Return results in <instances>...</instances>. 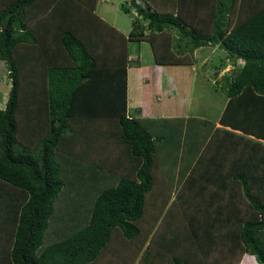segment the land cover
<instances>
[{
  "label": "trees",
  "instance_id": "1",
  "mask_svg": "<svg viewBox=\"0 0 264 264\" xmlns=\"http://www.w3.org/2000/svg\"><path fill=\"white\" fill-rule=\"evenodd\" d=\"M175 1L170 11L125 2L136 9L126 36L97 0H0L12 83L0 106V264H264V0ZM141 41L161 65L194 64L206 45L225 51L221 126L129 113L128 44ZM183 136L171 202L157 153ZM76 165L104 182L87 215L79 199L64 219L56 200L66 207L67 185L86 178Z\"/></svg>",
  "mask_w": 264,
  "mask_h": 264
},
{
  "label": "rangeland",
  "instance_id": "2",
  "mask_svg": "<svg viewBox=\"0 0 264 264\" xmlns=\"http://www.w3.org/2000/svg\"><path fill=\"white\" fill-rule=\"evenodd\" d=\"M122 2H124V0H111L109 4L114 6L116 4V7L112 8V10L107 14L111 15L110 17L113 18L114 14L116 13L117 18L120 21L131 25L133 15L125 13L121 9L120 5ZM174 37L177 38V35H174ZM212 46H215L214 51L211 50L212 52L209 50V52L204 53L201 52V50H198L201 58L206 56V62H203L204 59H201L199 61L195 60L198 67L196 73L191 72L190 68L187 66L166 67V70H164L163 73H158V75H156L155 73H150L151 82L147 84V89L151 91L150 93L157 91L159 95L161 94L162 99H164L166 102H170V105L164 102L165 104H168L165 106L167 110H171L180 114H195L210 119L220 114L221 108L223 109L222 106H224L223 103L226 101V97L220 89L222 82L221 79L224 74L233 71L234 63L232 60H229L226 57L224 50L217 47L216 45ZM191 55L194 57V52ZM238 62L241 63L242 60H239ZM205 64L206 66H204ZM203 66L208 67L211 73L210 71H208V73H203ZM215 71H217V73H214ZM6 74V64L4 61L2 62L0 60L1 107L5 106L6 98L10 90V85H12L11 81L7 79L8 77L6 76ZM153 75L156 76L155 79L152 78ZM215 87H217L218 89L217 93L215 92ZM191 125L192 123L190 124V126ZM187 143H189V139L187 140ZM157 144L158 146H161L162 141L158 140ZM184 144H186V138L183 136L179 139L178 137V140H175V142L172 141L170 146L169 144L167 145L165 152L162 150L161 152L158 151L157 153L160 163L158 165L161 168V173L163 172L162 177L165 175L166 178V183L163 187H161V191H163V188L165 189L168 182L170 184L169 178L173 177V184L171 183V185L168 186V189H170L171 187V189L173 190L171 202L176 198V195L178 194L181 187L177 182L178 174L180 173V161L184 151H187ZM183 157V159L186 158L185 156ZM174 160H177V162H173ZM76 168L80 169V174L76 173V176H74L75 179L78 180L79 177L81 178V176H86L83 185L79 189L75 190L74 188H72L71 184L67 185L66 193H64V195L68 197L69 200L65 205L66 207L62 206V204L65 202L63 198L62 201L56 200L58 215H63L64 219L69 217V215L67 214L68 209L75 208V204H77L79 199L80 201L78 203L82 204L83 207L78 208L77 211L83 212V215H87V210L90 207L89 203L91 198L95 195V191H100V185L104 182V178L93 180L94 175L85 172L86 169L84 167L76 165ZM92 171L93 173H95L98 172V169L95 170L94 168H92ZM178 206L179 208H181V205L177 204V209H179ZM65 211L67 212L66 214ZM79 221H82V219H79Z\"/></svg>",
  "mask_w": 264,
  "mask_h": 264
},
{
  "label": "crops",
  "instance_id": "3",
  "mask_svg": "<svg viewBox=\"0 0 264 264\" xmlns=\"http://www.w3.org/2000/svg\"><path fill=\"white\" fill-rule=\"evenodd\" d=\"M111 0H97L96 5H95V13L108 23H110L113 27L121 31L123 34L126 36L129 34L130 30L132 29V24L129 25L127 23H124L123 21H120L116 13L114 14L113 18H111L109 14H107L109 11L112 10V8L116 7L114 5L109 4ZM125 2L130 3V0H124V2L121 3L120 7L123 10V4ZM137 4L140 5H148V3L162 11H170V9H176V1L175 0H135ZM114 4V3H112ZM110 9V10H109ZM136 10V9H135ZM132 10L131 13L133 17L136 15V11ZM116 11V9H115ZM125 13V10H123ZM133 21V18H132ZM177 35V34H176ZM179 36L177 35V38ZM217 46V45H216ZM218 47V46H217ZM205 48V49H204ZM209 48V49H207ZM215 46L213 47L212 45H206L203 47H200L194 51V58L196 61H199L201 59H204L203 62L205 61L206 56L201 58L200 53L198 50H201V52H209V50L214 51ZM128 51H129V60L130 64L128 67V108H129V113L131 115H134L136 117H176V116H189L188 114L185 113H177L173 112L171 110H167L165 108L166 105H170L169 101H165L162 99L161 94L159 95L156 92H152L149 89H147V84L151 82L150 79V73H155L158 75V73H163L164 70H166V67H174V66H187L190 68L191 72L196 73L198 70L197 67V62H194V64L191 65H185V64H169V65H161L157 64L155 61V57L153 54V50L151 47V44L147 41H141V42H129L128 44ZM211 51V52H212ZM200 58V59H197ZM207 60V59H206ZM2 61V60H1ZM3 62V61H2ZM204 64V63H203ZM206 66V64L204 65ZM203 66V73H208L210 69L208 67ZM211 73V71H210ZM214 73H217L215 71ZM153 79L156 78V76H152ZM215 92L217 93V89H215ZM152 97V98H150ZM226 97V96H225ZM170 98V97H168ZM150 99V100H149ZM228 99L226 98V101L223 103L224 106L223 109L221 108V112L218 116H214L211 118L212 121H216L217 126H221L219 124V118L227 104ZM164 102L168 103L165 104ZM190 115H195V114H190ZM198 116V115H195ZM247 137H250L251 139L254 140H260L261 139L256 138L255 136L248 135ZM237 141H241L240 139L234 138ZM232 140V138L230 139ZM246 143V147L249 148V146H255L256 143H252L251 141H245L242 140ZM241 141V142H242ZM264 142V141H263ZM257 146V145H256ZM229 156V155H228ZM228 158V157H227ZM233 158V156H232ZM242 158H248L247 156L243 155ZM227 165V164H226ZM231 166V165H230Z\"/></svg>",
  "mask_w": 264,
  "mask_h": 264
}]
</instances>
